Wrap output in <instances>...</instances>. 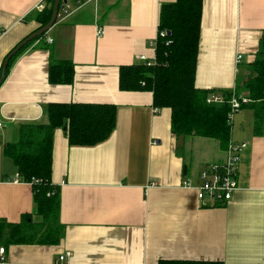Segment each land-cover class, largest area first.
<instances>
[{
	"label": "crops",
	"instance_id": "0c3cea01",
	"mask_svg": "<svg viewBox=\"0 0 264 264\" xmlns=\"http://www.w3.org/2000/svg\"><path fill=\"white\" fill-rule=\"evenodd\" d=\"M66 1L73 14L18 55L0 86V247L7 262L54 264L70 253L67 264H264V136L255 134L254 112L245 108L232 123L230 141L248 144L233 200L204 207L183 183L197 187L204 165L224 161L228 145L177 137L172 111L156 108L152 92L120 88L121 67L156 55L161 7L177 0ZM45 5L0 0V71L39 29ZM263 39L264 0H203L196 87L233 92ZM56 59L73 63L72 84L51 83ZM51 104H111L117 126L93 147L70 146L66 131L56 130L52 184L60 189L64 237L52 246L12 244L8 225L41 217L33 186L8 182L19 172L5 147L18 141L22 125L47 123Z\"/></svg>",
	"mask_w": 264,
	"mask_h": 264
},
{
	"label": "trees",
	"instance_id": "16d2710c",
	"mask_svg": "<svg viewBox=\"0 0 264 264\" xmlns=\"http://www.w3.org/2000/svg\"><path fill=\"white\" fill-rule=\"evenodd\" d=\"M54 3L55 0H46L43 11L37 13L39 29L50 22L53 8L49 6ZM202 14L203 0H177L175 3L163 5L160 10L159 32L165 31L167 35L158 39L156 49L158 64L153 67L144 64L121 67V90L152 92L156 108H167L172 111L173 134L177 137L213 139L223 148L228 145L231 138L232 126L228 119L231 100L235 93L239 99L244 97L249 99L250 102L243 106L242 110L248 108L254 112L255 134L264 136V39L260 43L255 60L238 78L235 90L221 92L225 102L208 104L207 99L213 91L198 89L195 83ZM44 36L29 43L10 60L4 81L13 60ZM2 73L3 66L0 79ZM50 81L52 84H72L73 63L53 62L50 67ZM117 114V107L111 104H51L47 110V123H28L21 126L18 141L7 144L5 154L17 166L23 182L32 184L41 221L39 224H33L31 217L26 216L22 223L8 225L12 244L52 246L60 244L64 237L65 228L60 221V189L52 184L56 130L66 131L70 146H97L109 140L114 133ZM1 235L4 233L1 232Z\"/></svg>",
	"mask_w": 264,
	"mask_h": 264
},
{
	"label": "built area",
	"instance_id": "2783aa9c",
	"mask_svg": "<svg viewBox=\"0 0 264 264\" xmlns=\"http://www.w3.org/2000/svg\"><path fill=\"white\" fill-rule=\"evenodd\" d=\"M91 0H76L77 6L81 3ZM44 6L39 7L40 12L43 11ZM74 6L72 3L66 1L61 3V7L58 13L57 22H63L73 14ZM98 37L103 34V30L99 29ZM3 33L0 31V37ZM167 33L160 31L157 40L151 43L153 49H157V43L159 38H165ZM49 44L54 41L51 38L47 39ZM243 56L239 54L236 58V63L239 65L242 62ZM139 60L142 64L153 67L158 64L157 56L149 58L145 55L139 56ZM235 94V93H234ZM233 94L231 100V112L229 114L228 123L232 126L234 116L239 113L243 106L247 105L250 101L248 98L239 99ZM225 102L224 96L220 93H212L208 99V104H222ZM3 128L0 122V130ZM247 143H236L229 141L227 146V157L222 162L209 163L205 165L199 175L200 184L197 187H192L188 182H184L183 186L187 189H195L197 200L204 207L225 206L233 200L234 194L237 192L239 166L242 160V154L247 149ZM8 182L12 183H24L21 176L18 175L14 179H9ZM30 184V183H29ZM32 185V184H31ZM71 257L70 253L61 255L54 264H67ZM0 264H10L6 259V249L0 247Z\"/></svg>",
	"mask_w": 264,
	"mask_h": 264
},
{
	"label": "water",
	"instance_id": "95a60500",
	"mask_svg": "<svg viewBox=\"0 0 264 264\" xmlns=\"http://www.w3.org/2000/svg\"><path fill=\"white\" fill-rule=\"evenodd\" d=\"M66 2V0H55L54 5H50L49 8H53V14H52V18L50 20V22L42 27L41 29H39L38 31H36L35 33L31 34L29 37H27L20 45L17 46V48L5 59L4 64H3V73H2V77L0 79V86L3 84L4 81V76H5V72L7 70V67L9 65L10 60L16 56L25 46H27L29 43L33 42L34 40H36L37 38H40L44 35H46L47 33H49L51 31V29L56 25L57 23V19H58V13H59V9L61 7V3ZM168 35H170V33H168Z\"/></svg>",
	"mask_w": 264,
	"mask_h": 264
},
{
	"label": "rangeland",
	"instance_id": "374dc122",
	"mask_svg": "<svg viewBox=\"0 0 264 264\" xmlns=\"http://www.w3.org/2000/svg\"><path fill=\"white\" fill-rule=\"evenodd\" d=\"M72 2V1H71ZM76 7L74 6V9H75ZM46 35H50V32L49 33H47ZM45 35V36H46ZM51 35L54 37V38H56L55 36H56V34H55V32L53 31L52 33H51ZM54 40V39H53ZM55 62H59V61H57V59H56V61ZM222 95H223V93H221ZM224 96V95H223ZM205 166V165H204Z\"/></svg>",
	"mask_w": 264,
	"mask_h": 264
}]
</instances>
